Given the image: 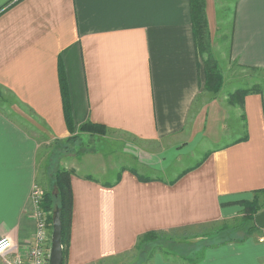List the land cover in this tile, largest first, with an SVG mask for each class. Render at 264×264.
Here are the masks:
<instances>
[{"label":"crops","instance_id":"0c3cea01","mask_svg":"<svg viewBox=\"0 0 264 264\" xmlns=\"http://www.w3.org/2000/svg\"><path fill=\"white\" fill-rule=\"evenodd\" d=\"M13 2L0 14V103L15 97L0 106V237L9 236L16 253L26 257L36 231L31 189L39 139L31 127L43 135L41 121L53 139L71 135L61 79L76 128L103 124L108 134L125 135L148 154L170 139L179 143L175 148L213 145L199 166L166 179L129 166L114 179L99 169L96 177L95 170L82 172L77 158L69 167L75 173L65 264L117 257L149 231L229 219L239 201L264 189V89L245 97L243 128L226 141L229 102L223 90L205 89L189 0H0V9ZM218 2L206 0L211 39ZM232 30V59L264 69V0H238ZM245 131L248 139L240 141ZM153 165L142 164V170H157ZM132 170L151 180L141 181ZM201 242L187 243L198 253L192 260L178 250L183 243L148 264H264V235Z\"/></svg>","mask_w":264,"mask_h":264},{"label":"rangeland","instance_id":"374dc122","mask_svg":"<svg viewBox=\"0 0 264 264\" xmlns=\"http://www.w3.org/2000/svg\"><path fill=\"white\" fill-rule=\"evenodd\" d=\"M218 1V23L216 31L213 33L212 52L216 60H218L225 78L224 86L220 91L223 90L222 95L225 101L229 102V116L227 118L229 129L224 135L226 141H229L239 135V132L241 128H243L244 124L242 123L244 122L242 108L238 103H233L231 101L230 95L239 88L251 87V85L258 81L256 78L257 74L264 75V73L240 66L235 59H232L229 50L231 48L229 38L231 37V32H233L234 1ZM204 56H206V54ZM204 56L200 55L203 65ZM262 80H264V78ZM206 91L208 92L209 90L206 89ZM207 92L206 94H209ZM0 95H2V93ZM6 98H8L9 101L13 99L8 95H6ZM206 98L207 96L203 95L201 100L205 101ZM37 122L43 129L42 131L39 130L43 133V135H40L32 129V127L31 130L39 139V149L37 152V171L39 172V177L37 179L39 181L36 183L42 188H48L50 184H54V174L59 166L66 168L71 167V165L74 166L76 165L75 160L77 158L78 165L80 166L82 172H90L91 174H94L92 171L95 170L97 172L94 174L96 177H101L97 170L99 169L107 174L105 176L106 179H114L119 174L120 169L129 166L137 169L140 173L166 179L173 178L184 170L195 166L204 158L207 150L213 148V145L208 142L191 144L189 146L183 145V147L175 148V146L179 145V143L170 139L159 144L162 147L159 145H152V153L148 154V151H145L146 147H144V151L141 148L136 151L133 147H135L134 144L137 143L131 142L133 140L116 132H110L109 134L102 135L99 133L90 135L85 132H78L80 137L74 145L66 144L65 140H61L56 145V139L48 136L49 134L47 133V129L41 125L43 123L41 121ZM66 145L69 146V150L68 148H65ZM142 164H146L148 166L154 164L153 166H156L157 170L145 169V171H143L141 166ZM86 168L90 170H87ZM42 169H44V173ZM43 190L45 194V189L43 188ZM253 199L254 196L249 200L252 201ZM258 200L260 204L259 208H261L262 211L264 210V195H260ZM236 209H238L236 215L229 219H225V221L241 217L244 211L243 205L239 203L236 206ZM214 228L215 226L210 225L200 228L189 227L181 228L175 231L160 232L162 233L160 239L153 240L151 242L138 241L137 245L129 252L96 264H148L151 262L152 256L154 258V256L161 253L164 255L171 254L173 252L171 249L177 248L183 243L186 245L179 247L178 250H180L182 254L187 255L188 259L192 260L198 253H194L192 247H186L187 243L194 244L193 241L201 242L202 240L203 242L201 243L214 244L218 242L219 244L225 242L226 239L224 238L221 240L213 234L210 235V231ZM262 235H264V231L254 233L252 237L258 239ZM213 236L215 239H209ZM177 243L178 245H175ZM198 246H200V244ZM189 247L191 248V251L188 250ZM165 249L169 251L166 252L164 251Z\"/></svg>","mask_w":264,"mask_h":264},{"label":"trees","instance_id":"16d2710c","mask_svg":"<svg viewBox=\"0 0 264 264\" xmlns=\"http://www.w3.org/2000/svg\"><path fill=\"white\" fill-rule=\"evenodd\" d=\"M234 1V19L236 15V5L238 0ZM15 2L5 6L3 9H0V14L11 7ZM190 6V14L193 25V36L195 41V47L197 53L201 56H204V71H205V89L210 92L217 94L224 86L225 78L224 74L221 70L220 64L218 60L213 55L212 52V39L211 33L209 30L207 12H206V0H189ZM231 42V37L229 38ZM231 50V48L229 49ZM244 67V66H243ZM247 69L261 71L264 73V69L256 68V67H246ZM260 72V73H261ZM258 81L251 85V87H243L235 90L230 96V99L233 103H238L242 109H244V99L247 95L259 92L264 89V75L257 74ZM61 90H62V98H63V108L64 115L67 127L71 135L65 140L66 144L74 145L79 140L78 132H85L90 135H94L95 133L99 134H108L110 129L99 123H94L91 121L85 122L76 128L71 103L69 100V94L67 90L66 83L61 79ZM2 93V89H0V94ZM10 94V93H9ZM13 98H15L12 94H10ZM6 102V103H5ZM3 103H0V106L10 105L11 102L8 100ZM243 120L245 121V115L243 113ZM247 129V126H245ZM248 139V133L245 131L243 138L240 141H244ZM60 139H56V145L60 142ZM69 146H65L68 148ZM69 150V148H68ZM67 150V151H68ZM207 155L204 157L206 158ZM203 158V159H204ZM200 165V162L195 166L190 168H195ZM125 168V167H124ZM43 173H44V169ZM124 170V169H123ZM141 181H150V177H142L138 175L136 170H132ZM75 173L73 168H66L63 166H59L56 169L54 174V184L45 189V194L43 198V207L51 212L50 222L52 228V221L55 211L58 209L61 216L62 223V246H63V254H64V264L68 258L69 245L71 241L72 234V221H73V187H72V175ZM39 172L37 171V178L39 177ZM39 180L37 179V182ZM260 195H264V189H259L254 191V199L250 200H241L240 204L243 205L244 211L240 218L233 220H223L213 222L206 226H215L214 229L210 231V235H215L219 239H226L225 242L231 241H245L252 237L254 233L263 232L264 229L260 228L255 221L256 215L261 211L259 208V197ZM220 224V225H219ZM217 225V226H216ZM204 226V225H203ZM202 226V227H203ZM161 234L159 231H149L143 234L138 241L141 242H151L153 240L160 239ZM187 239V238H184ZM209 239H215L214 236ZM223 242V243H225ZM177 245V244H175ZM185 246V245H184ZM188 259V258H186Z\"/></svg>","mask_w":264,"mask_h":264},{"label":"built area","instance_id":"2783aa9c","mask_svg":"<svg viewBox=\"0 0 264 264\" xmlns=\"http://www.w3.org/2000/svg\"><path fill=\"white\" fill-rule=\"evenodd\" d=\"M43 198V188L34 183L31 189V200L36 218L34 243L29 247L24 258L15 252V244L9 236L0 237V258L4 264H50L51 212L43 207Z\"/></svg>","mask_w":264,"mask_h":264},{"label":"water","instance_id":"95a60500","mask_svg":"<svg viewBox=\"0 0 264 264\" xmlns=\"http://www.w3.org/2000/svg\"><path fill=\"white\" fill-rule=\"evenodd\" d=\"M255 221L260 228L264 229V210L256 215ZM50 264H64V254L62 246V223L60 212L58 209L55 211L52 221Z\"/></svg>","mask_w":264,"mask_h":264}]
</instances>
